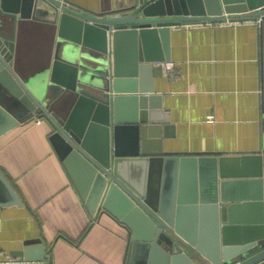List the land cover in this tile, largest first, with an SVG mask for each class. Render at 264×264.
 <instances>
[{
	"label": "water",
	"instance_id": "95a60500",
	"mask_svg": "<svg viewBox=\"0 0 264 264\" xmlns=\"http://www.w3.org/2000/svg\"><path fill=\"white\" fill-rule=\"evenodd\" d=\"M29 18L50 29L37 75L19 54L18 28ZM220 18H260L264 111V0H128L102 12L67 0H0V133L46 119L90 214L128 229L122 264H264V123L260 147L238 154L173 155L151 140L148 68L170 59L171 27ZM169 161L177 191L166 202L144 175L164 174ZM0 187L7 203L21 204L1 170Z\"/></svg>",
	"mask_w": 264,
	"mask_h": 264
},
{
	"label": "crops",
	"instance_id": "0c3cea01",
	"mask_svg": "<svg viewBox=\"0 0 264 264\" xmlns=\"http://www.w3.org/2000/svg\"><path fill=\"white\" fill-rule=\"evenodd\" d=\"M67 1L102 12L128 0ZM18 38L27 73L40 74L47 61L49 24L24 19ZM169 54V60L148 68L153 144L173 155L257 150L264 123L258 23L173 26ZM49 133L44 117L28 118L0 133V170L21 200L7 203L0 187V264H122L128 229L109 214H90ZM174 167L169 161L164 174L160 167L159 174L144 175L159 200L162 192L166 202L176 194ZM181 189L186 196L194 192L186 181Z\"/></svg>",
	"mask_w": 264,
	"mask_h": 264
},
{
	"label": "built area",
	"instance_id": "2783aa9c",
	"mask_svg": "<svg viewBox=\"0 0 264 264\" xmlns=\"http://www.w3.org/2000/svg\"><path fill=\"white\" fill-rule=\"evenodd\" d=\"M257 23H259L260 22V18H257L256 20H255ZM208 22V21H207ZM207 22H205V23H207ZM224 22H232L231 20H229L228 18H220V19H215V20H211V21H209V23L211 24V23H217V24H221V23H224ZM169 63V62H168ZM42 119H38V121H41ZM0 220H1V214H0Z\"/></svg>",
	"mask_w": 264,
	"mask_h": 264
}]
</instances>
